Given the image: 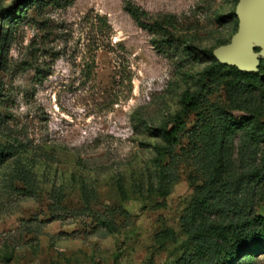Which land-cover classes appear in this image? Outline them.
Segmentation results:
<instances>
[{"label": "rangeland", "instance_id": "374dc122", "mask_svg": "<svg viewBox=\"0 0 264 264\" xmlns=\"http://www.w3.org/2000/svg\"><path fill=\"white\" fill-rule=\"evenodd\" d=\"M17 1L0 0V147L9 153L0 163V264H175L192 250L184 219L207 174L187 158L186 137L170 160L160 131L178 117L186 129L196 120L182 112L186 91L232 115L256 109L264 121V90L238 92L231 72L201 53L215 58L230 41L238 0L34 2L13 18ZM125 1L150 18L173 15V44L138 26ZM90 10L111 25L110 39L97 42L109 48H96L82 21ZM242 137H231L212 222L264 215L263 181L238 180L264 166V145L246 148ZM238 264H264V254Z\"/></svg>", "mask_w": 264, "mask_h": 264}, {"label": "trees", "instance_id": "16d2710c", "mask_svg": "<svg viewBox=\"0 0 264 264\" xmlns=\"http://www.w3.org/2000/svg\"><path fill=\"white\" fill-rule=\"evenodd\" d=\"M34 2H37L39 7H45L48 4L63 7L71 4L73 0H18L8 7V10L13 18H17L22 7L28 8ZM123 8L138 26L154 35L165 36L169 45L173 44L175 37L169 29V26H174L173 15L150 18L147 11L131 1H125ZM231 16H235V13L233 12ZM82 21L91 29L96 48L110 47L109 43H103V41L97 43L99 38L110 39L112 35L111 25L105 15L90 10L82 17ZM151 42L155 45L159 40L152 38ZM201 53L206 55L213 62V67L222 74L225 71L231 72L232 79L229 80V84H232L238 92L258 90L263 93V60H260L258 71L242 72L235 66L219 63L213 57L211 50L205 49ZM184 96L182 112L193 113L196 120L189 129H186L185 122L178 117L174 125L162 129L159 133L165 144L162 148L166 154H169L170 160H173V147L182 137H186L187 158L194 161L207 174V179L198 191V196L191 203L188 217L184 219V230L188 240L193 243L192 250L179 257L175 264H238L242 258L264 254V215L238 214L235 220L226 223L212 222L208 219V214L217 210L218 202L224 196L223 191L215 186L224 185L230 177L227 151L231 137L241 131L242 146L256 148L264 145L263 114L249 108H244L248 112L246 115L229 114L218 105L211 103L202 91L194 93L186 91ZM155 149L160 148L155 146ZM8 156L9 153L0 147V163ZM167 166V164L161 166L159 172L164 173ZM252 178L264 183V166L261 169L242 173L238 177L239 185L242 184L243 179L252 181ZM167 193L165 190L163 196Z\"/></svg>", "mask_w": 264, "mask_h": 264}, {"label": "water", "instance_id": "95a60500", "mask_svg": "<svg viewBox=\"0 0 264 264\" xmlns=\"http://www.w3.org/2000/svg\"><path fill=\"white\" fill-rule=\"evenodd\" d=\"M235 14V33L213 54L221 64L235 66L242 72H256L260 59L264 60V0H238Z\"/></svg>", "mask_w": 264, "mask_h": 264}]
</instances>
